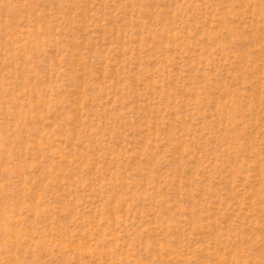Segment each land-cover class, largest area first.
<instances>
[{
	"label": "rangeland",
	"instance_id": "1",
	"mask_svg": "<svg viewBox=\"0 0 264 264\" xmlns=\"http://www.w3.org/2000/svg\"><path fill=\"white\" fill-rule=\"evenodd\" d=\"M0 264H264V0H0Z\"/></svg>",
	"mask_w": 264,
	"mask_h": 264
}]
</instances>
